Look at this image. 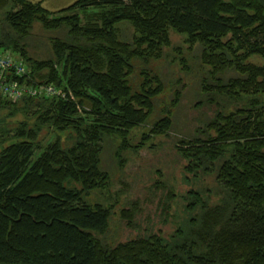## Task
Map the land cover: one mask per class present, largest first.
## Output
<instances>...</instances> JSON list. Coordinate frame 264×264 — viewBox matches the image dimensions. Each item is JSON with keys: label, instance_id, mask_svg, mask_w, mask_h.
I'll list each match as a JSON object with an SVG mask.
<instances>
[{"label": "trees", "instance_id": "obj_1", "mask_svg": "<svg viewBox=\"0 0 264 264\" xmlns=\"http://www.w3.org/2000/svg\"><path fill=\"white\" fill-rule=\"evenodd\" d=\"M1 10L0 52L27 66L17 82L59 93L0 95V264H264V0H76L56 11L0 0ZM35 23L66 32L49 58L27 52ZM171 32L200 47L198 87L215 108L174 150L194 179L211 177L219 199L190 190L185 230L110 246L100 238L117 197L103 145L138 153L172 128L181 90L154 116L167 85L134 64L160 59ZM94 191L102 202L87 201ZM118 213L132 224V209Z\"/></svg>", "mask_w": 264, "mask_h": 264}, {"label": "rangeland", "instance_id": "obj_2", "mask_svg": "<svg viewBox=\"0 0 264 264\" xmlns=\"http://www.w3.org/2000/svg\"><path fill=\"white\" fill-rule=\"evenodd\" d=\"M30 1H41L43 7L56 11L76 0ZM4 13L5 10L0 11V33L6 30ZM123 29V37L128 38L131 29L128 25H124ZM64 33L65 30H44L39 23H35L30 37L25 41L28 54L37 59L49 58L51 39L55 36L64 38ZM170 36L171 44L164 48L160 59L150 60L146 64L136 61L134 64L136 68L147 66L149 70L159 72L167 85V91L158 96L154 103V116H161L160 110L167 107L175 89L181 90V98L173 112L172 128L166 136L154 138L152 148L138 153L121 150L116 157V146L111 141L103 145V166L111 175L110 193L117 197L109 218L108 230L100 238L110 246L136 236L157 232L169 239L179 228L185 230L190 218L186 209L187 203L190 202L187 194L190 190H196L201 199L210 205H215L219 199L211 177L201 174L194 179L185 170L186 160L174 150V144L179 139L191 136L197 128H203L204 123L214 114L215 108L207 103L206 96L198 87V80L202 75V65L198 61L200 47L196 45L191 49L187 48L185 35L171 32ZM138 81L139 78L135 75L134 86ZM52 139L49 135L42 145L46 146ZM39 153L37 151L35 157ZM102 197L103 193L94 191L87 197V201L102 202ZM121 208L132 209L131 225L119 217Z\"/></svg>", "mask_w": 264, "mask_h": 264}, {"label": "built area", "instance_id": "obj_3", "mask_svg": "<svg viewBox=\"0 0 264 264\" xmlns=\"http://www.w3.org/2000/svg\"><path fill=\"white\" fill-rule=\"evenodd\" d=\"M27 73V66L17 57L0 52V95L13 101L22 96H51L59 92L52 84L27 86L18 83L15 77H22Z\"/></svg>", "mask_w": 264, "mask_h": 264}]
</instances>
